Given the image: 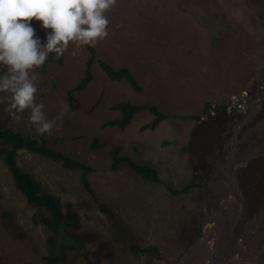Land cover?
Returning <instances> with one entry per match:
<instances>
[{"label": "rangeland", "instance_id": "1", "mask_svg": "<svg viewBox=\"0 0 264 264\" xmlns=\"http://www.w3.org/2000/svg\"><path fill=\"white\" fill-rule=\"evenodd\" d=\"M105 15L106 38L95 46L70 42L62 56L50 61L49 54L30 73L37 87L35 102L43 103L46 119L55 122L45 134L47 144L91 168L92 192L81 185L80 174L49 159L20 151L17 163L44 192L78 215L85 241L76 242L63 230L56 235L67 264H174L200 231L202 183L194 179L184 148L201 120L220 105L219 111H225L243 90L263 84L264 0H115ZM29 23L38 36L40 22ZM89 48L96 61L127 68L143 91L110 82L94 62L90 84L70 97L83 79ZM124 101L155 105L168 117L154 130H141L153 120L147 111L123 130L103 128L119 118L111 107ZM65 104L68 111L61 116ZM14 111L7 94L0 93V130L40 135L29 123L28 110L19 119L13 118ZM188 115L199 120L179 119ZM116 147L121 156L156 168L162 184L146 183L129 170L111 172L110 152ZM190 183L196 186L176 198L167 190ZM100 203L114 212L121 228L108 224ZM34 215L0 164V264H45V233ZM154 245L163 256L132 249Z\"/></svg>", "mask_w": 264, "mask_h": 264}, {"label": "water", "instance_id": "2", "mask_svg": "<svg viewBox=\"0 0 264 264\" xmlns=\"http://www.w3.org/2000/svg\"><path fill=\"white\" fill-rule=\"evenodd\" d=\"M228 121L217 111L190 134L200 231L174 264H264V82L246 116Z\"/></svg>", "mask_w": 264, "mask_h": 264}, {"label": "trees", "instance_id": "3", "mask_svg": "<svg viewBox=\"0 0 264 264\" xmlns=\"http://www.w3.org/2000/svg\"><path fill=\"white\" fill-rule=\"evenodd\" d=\"M44 33L45 30H41L38 35L41 42L44 38ZM89 52L90 58L86 62L83 79L69 92L70 97L73 93L82 92L90 84L93 77L92 67L94 62L98 64L100 70L110 82H123L135 93H141L143 91L139 80H137L127 68H114L101 60L96 61L95 50L89 48ZM55 56L54 53L50 54L49 60L53 61ZM58 63L61 64L62 60H58ZM111 109L119 114V118L105 123L102 126L103 128L110 127L123 130L130 125L132 119L136 115L142 111H147L153 117V120L144 125L141 130H154L168 117V115L161 112L155 105L151 104L136 105L129 101H124L114 104ZM220 109L221 105L217 111ZM209 111L210 107L208 105L204 113H209ZM179 119L187 122H197L199 120V118L194 115L179 117ZM20 151L49 159L59 164L66 171L80 174L81 185L88 192H92L87 179L92 170L78 160L70 158L49 146L46 142L45 134L33 138L32 136L12 130H0V164L9 173L14 188L23 196L26 204L35 210L33 222L41 226L45 233V256L43 260L45 264H67L65 262V256L58 252L57 233L63 230L67 237L80 243L85 241L88 237L84 234H79L81 232L80 222L78 220V215L72 210L71 206H63L58 197L44 192L41 184L18 166L17 156ZM120 152V147H116L110 152L111 172L129 170L146 183L152 185L162 184L156 168L142 161H137L127 156H121ZM184 152H186V148H184ZM194 179L201 182L198 176H194ZM195 186L196 183H190L181 190H172L168 187L167 190L173 198H176L183 193H188V191ZM98 208L109 225L121 228L114 212L107 205L100 203L98 204ZM132 249L136 254L145 256L150 255L151 257H161L164 252L157 245L149 248L136 246Z\"/></svg>", "mask_w": 264, "mask_h": 264}, {"label": "clouds", "instance_id": "4", "mask_svg": "<svg viewBox=\"0 0 264 264\" xmlns=\"http://www.w3.org/2000/svg\"><path fill=\"white\" fill-rule=\"evenodd\" d=\"M115 0H0V93H6L12 116L28 110V120L40 135L50 133L54 121L46 119L43 103L35 102L37 87L30 75L49 54L62 56L70 42L95 46L107 37L105 15ZM45 30L41 42L29 21ZM51 29V32L47 30ZM68 111L65 104L61 116Z\"/></svg>", "mask_w": 264, "mask_h": 264}, {"label": "built area", "instance_id": "5", "mask_svg": "<svg viewBox=\"0 0 264 264\" xmlns=\"http://www.w3.org/2000/svg\"><path fill=\"white\" fill-rule=\"evenodd\" d=\"M261 90L262 85H254L248 90H243L237 97L232 99L230 105L225 107V111L229 119V126H232L239 116H246L251 104L254 101L259 100V92ZM216 112H211L210 115L214 116Z\"/></svg>", "mask_w": 264, "mask_h": 264}]
</instances>
